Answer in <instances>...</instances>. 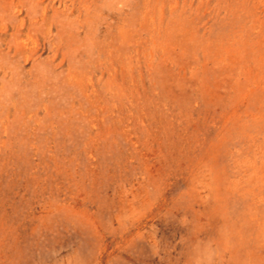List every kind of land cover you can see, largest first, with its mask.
<instances>
[{
	"label": "rangeland",
	"instance_id": "rangeland-1",
	"mask_svg": "<svg viewBox=\"0 0 264 264\" xmlns=\"http://www.w3.org/2000/svg\"><path fill=\"white\" fill-rule=\"evenodd\" d=\"M0 264H264V0H0Z\"/></svg>",
	"mask_w": 264,
	"mask_h": 264
}]
</instances>
